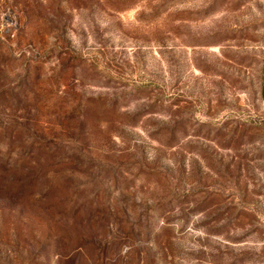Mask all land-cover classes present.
Listing matches in <instances>:
<instances>
[{
	"label": "clouds",
	"instance_id": "9594fccd",
	"mask_svg": "<svg viewBox=\"0 0 264 264\" xmlns=\"http://www.w3.org/2000/svg\"><path fill=\"white\" fill-rule=\"evenodd\" d=\"M30 4L0 59V94L29 85L27 109L0 108V171L31 170L34 190L0 208V264H38L65 221L64 264H264V0ZM61 193L68 216L44 206Z\"/></svg>",
	"mask_w": 264,
	"mask_h": 264
},
{
	"label": "rangeland",
	"instance_id": "374dc122",
	"mask_svg": "<svg viewBox=\"0 0 264 264\" xmlns=\"http://www.w3.org/2000/svg\"><path fill=\"white\" fill-rule=\"evenodd\" d=\"M35 15V10L30 4V0H0V25L3 26L2 33L0 36L3 40H0V59H6L7 49L4 47V42L11 44L23 43L25 39L24 23L25 17ZM29 87L24 81H21V85L18 86L19 94L12 93L11 95L4 97L0 94V108L3 106H16L17 99L21 100V105L27 109V97L26 90ZM45 95L47 92L45 90ZM15 97V98H14ZM74 99H69L64 102V105L59 110L62 112L64 107H68L74 103ZM92 111L99 112L100 107L94 106ZM56 115L55 111L48 109L47 104L42 105V111L39 116V124L37 126V131L42 132L44 137L53 136L59 131V125L54 123V117ZM25 116L33 124L37 123V118L30 113L25 112ZM46 145H42L37 149V155L44 154V148ZM70 159H74L70 157ZM4 172L0 171V181H3L2 174ZM34 187L28 186L24 188V191L20 195L5 194L0 191V208H11L16 204L29 205L32 202V193ZM71 198H65L63 194H58L56 197L44 201V206L51 213H59L62 216L69 215V209L67 207V201ZM87 200V196L84 193H80L77 199L72 201L74 207H80ZM86 209H83L79 216L75 217L78 223L82 217L86 214ZM23 212V208L21 209ZM73 236V238H72ZM78 243V237L75 230L74 224H68L67 221L63 225H56L50 230L49 236L42 246L40 253H37V257L43 254V259L38 261V264H51L50 255L52 252H60L61 260L57 261V264H64V257L69 253L68 249H71L72 245ZM75 248V247H74ZM67 253V254H66ZM78 255V254H77Z\"/></svg>",
	"mask_w": 264,
	"mask_h": 264
},
{
	"label": "trees",
	"instance_id": "16d2710c",
	"mask_svg": "<svg viewBox=\"0 0 264 264\" xmlns=\"http://www.w3.org/2000/svg\"><path fill=\"white\" fill-rule=\"evenodd\" d=\"M2 165H0V169H2ZM4 172V171H2ZM6 173L2 174L3 181H0V191H3L5 194L11 195H20L24 188L29 186V181L33 176V172L31 170L26 171L24 168L14 169L12 172V177L10 179H5ZM73 238V236H72ZM75 245H72L71 249H68V252L73 251ZM66 253V254H67Z\"/></svg>",
	"mask_w": 264,
	"mask_h": 264
}]
</instances>
